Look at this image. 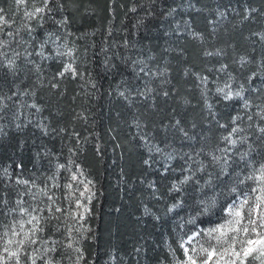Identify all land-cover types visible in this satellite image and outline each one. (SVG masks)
<instances>
[{
  "label": "trees",
  "instance_id": "1",
  "mask_svg": "<svg viewBox=\"0 0 264 264\" xmlns=\"http://www.w3.org/2000/svg\"><path fill=\"white\" fill-rule=\"evenodd\" d=\"M0 9V236L21 218L17 201L47 209L44 188L62 211H44L33 247L54 248L53 264H171L189 220L255 195L264 0Z\"/></svg>",
  "mask_w": 264,
  "mask_h": 264
},
{
  "label": "snow or ice",
  "instance_id": "2",
  "mask_svg": "<svg viewBox=\"0 0 264 264\" xmlns=\"http://www.w3.org/2000/svg\"><path fill=\"white\" fill-rule=\"evenodd\" d=\"M18 3H23L24 0H17ZM43 9L37 8L36 12H41ZM3 10L0 9V12ZM31 16L33 13H27ZM0 23H6L3 16H0ZM65 72L73 71L72 66L69 64L64 69ZM239 95V93H236ZM231 98V93L226 97ZM238 129H233L232 132H237ZM264 131V129H261ZM231 145H235L237 141L231 137H225ZM227 151V149L225 150ZM63 167V166H61ZM260 176L251 177L253 180H258V185L252 191L256 195H248L241 199L238 203L234 202L232 207L227 209V215L230 219L224 223L217 225L214 228L208 229L206 232H197L196 235L202 234L209 238L208 247L201 244L199 252L203 256L196 255L195 248L184 247V255L186 259L183 264H209V260L214 254L219 255L223 259L226 255L229 257L225 264H244V259L257 251V245L260 246L259 250L264 254V166L259 169ZM76 179L75 176L72 177ZM18 183L28 185V181H18ZM66 188L71 189L72 185H65ZM235 191V189H233ZM39 192L46 196L51 203L47 209L33 207H22L23 201H17L18 215L21 217L16 222L11 223L7 229L0 236L3 244L0 245V264H9L14 261V264H21V258L24 257V264H37V255L44 261V264H53V261L48 257V253L55 251L54 248H46L43 253H39V247L34 248V245H39L41 240L40 233H43L44 227L42 222L46 218L42 215L45 210L49 213L61 212L62 209L56 204L53 195H50L44 188L39 189ZM83 195V193H81ZM77 207H80L79 200L76 201ZM23 217H26L24 219ZM194 239V237L192 238ZM47 243V241H44ZM191 244V239L188 241ZM14 245V247H9ZM239 245V247L237 246ZM70 246V245H69Z\"/></svg>",
  "mask_w": 264,
  "mask_h": 264
},
{
  "label": "rangeland",
  "instance_id": "3",
  "mask_svg": "<svg viewBox=\"0 0 264 264\" xmlns=\"http://www.w3.org/2000/svg\"><path fill=\"white\" fill-rule=\"evenodd\" d=\"M228 145H230L229 142H228ZM260 165L264 166V163H261ZM258 173L260 174L259 170H258ZM257 185H258V181L256 183H254L253 189L256 188ZM232 187H233V184H232ZM233 189H235V188L231 189V193H235V191ZM254 194L256 195L257 193H254ZM245 196H248V194L243 193V194H240L237 198H235L230 204H228L224 208L223 213H222V215L220 217L218 216L217 218L211 219V218L208 217V215H206L203 219H201L199 221V222H201V223H203L205 225H197L198 221H196V220H193V221L189 220L187 222L186 226L182 225L183 226V228H182L183 232L179 235V239H178L180 253H178L175 256H172L171 264H183L184 260L186 259L185 255H184V247L195 248L197 250L196 255L203 256L204 254L199 252V248H200L201 244H203L205 247H208L209 243H215L214 241H209V238L206 235H204L203 232H206L208 229L214 228L217 225L222 224L226 220L230 219V217L227 215V209L229 207H232L234 202L238 203ZM201 205H203V202H202ZM213 209H217V208L214 206ZM19 219H21V218H19ZM18 220H16V221H18ZM192 227L193 228L197 227V228L194 229L191 233H188L189 232V228H192ZM201 230H203L202 234L197 236L196 233L197 232H201ZM193 237H194V239H192ZM190 239H191V244L188 243V241ZM3 242L4 241L1 240L0 241V245H2ZM182 244L184 245V247L181 246ZM237 246L239 247V245H237ZM9 247H14V245H10ZM256 247H257V251L253 252L248 257L243 258L244 259V264H264V254H262L261 251L259 250V248H260L259 245H257ZM228 258L229 257L226 255L222 259L220 257V255H219V250H218L217 254H214L211 257V259L209 260V264H225V262H226V260ZM29 263H30V261H29ZM9 264H13L12 261H10ZM40 264H42V263H40ZM237 264H239L238 261H237Z\"/></svg>",
  "mask_w": 264,
  "mask_h": 264
}]
</instances>
